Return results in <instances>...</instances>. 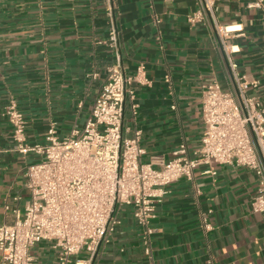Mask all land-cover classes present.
<instances>
[{"label": "crops", "instance_id": "crops-1", "mask_svg": "<svg viewBox=\"0 0 264 264\" xmlns=\"http://www.w3.org/2000/svg\"><path fill=\"white\" fill-rule=\"evenodd\" d=\"M112 1L123 70L135 75L140 69L132 85L136 112L126 106L123 124L129 135L140 132L141 160L168 161L180 145L191 153L202 131V85L215 80L234 92L206 22L187 21L199 0ZM247 2L219 0L215 14L223 25L240 26L242 35L229 40L237 47L235 72L258 82L249 94L264 103V18ZM106 12V0H0V225L13 219L5 205L23 209L28 191L22 172L35 160L13 151L5 109L14 103L23 115L28 144H45L51 124L58 137L81 129L114 63L103 43ZM205 169L166 188L149 222L147 247L124 208L109 243L90 261L83 253L71 264H264V213L249 206L258 189L255 174L230 165H214L215 175ZM30 253L36 264H57L48 243Z\"/></svg>", "mask_w": 264, "mask_h": 264}, {"label": "built area", "instance_id": "built-area-1", "mask_svg": "<svg viewBox=\"0 0 264 264\" xmlns=\"http://www.w3.org/2000/svg\"><path fill=\"white\" fill-rule=\"evenodd\" d=\"M218 1L199 0L200 9L187 21L206 22L222 51L234 92L224 90L215 80L202 85V131L199 147L191 153L180 145L168 161L161 157L141 160L140 132L129 135L130 128L123 124L126 106L132 115L136 112L132 85L140 69L135 75L123 70L112 0H106L108 32L103 43L112 50L114 63L107 68L83 127L58 137L51 124L45 144H28L23 115L14 103L6 107L3 115L12 128L13 151L31 154L35 160L22 172L28 191L23 209L5 205L13 219L0 225V264H36L30 251L44 242L55 252L57 264H71L83 253L90 261L109 243L124 208L130 209L147 247L153 233L149 222L166 188L180 179L191 180L200 166H206L203 173L211 175L216 174L214 165L252 171L258 189L250 211L264 213V103L249 94L258 82L235 72L232 55L237 47L229 40L242 35L241 28L218 21ZM246 6L264 18V0H248ZM82 262L76 260V264Z\"/></svg>", "mask_w": 264, "mask_h": 264}]
</instances>
